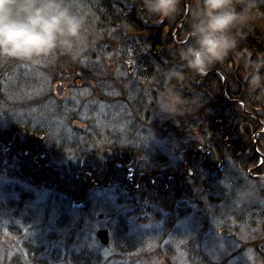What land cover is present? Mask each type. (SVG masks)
I'll list each match as a JSON object with an SVG mask.
<instances>
[{
	"label": "trees",
	"instance_id": "1",
	"mask_svg": "<svg viewBox=\"0 0 264 264\" xmlns=\"http://www.w3.org/2000/svg\"><path fill=\"white\" fill-rule=\"evenodd\" d=\"M189 1L192 9L195 0ZM74 3L79 6L77 10L86 16L84 28H92L100 36V40L97 38L93 42L91 38L86 51L75 60L59 52L28 64L0 60V100L6 101L4 100L6 94H14L22 79L26 81L25 88L35 90L36 76L44 74L47 83L44 84L43 98L59 102L53 97L54 92L52 94L46 88L48 77L51 82L60 73L58 79L71 84L73 89L93 93V96L96 91L99 102L104 105L114 103L115 110L126 111L131 126L137 128L140 137L122 138L117 132H112L113 136L111 131L106 130V137L101 139L98 135L96 138L91 132V124L87 121L79 120L86 126L85 130L71 126L70 121L74 120L72 117L74 115H69L67 119L73 134L79 138L87 137V140L79 142L57 140L52 132L32 125L26 116L15 117L0 125V178H3L0 180V208H2L0 213L8 211L9 214L14 215L15 220L16 215L22 214L24 210H31L29 203L20 195L18 201L10 203L12 197L14 200L17 198L9 193L23 188L29 189L26 193L30 197L33 196L31 193L34 190L45 191L57 204L59 218L55 222L54 234L46 236L45 239L47 244L49 241L51 245H55V250L53 253L46 252L49 256H46L47 260L42 264H61V262L64 264L66 259L63 260V255H73L74 252L80 255L83 248H89V242L83 238L92 239L95 235L97 214L104 216L103 227L108 231L116 230L117 233L119 226L111 221L113 209L122 213L125 206L124 197L132 195V197H141L143 201L145 198H151L154 192L159 195L167 183L171 185L169 191L178 189V183L182 184L183 179H167L169 175L177 177L193 173L191 186L196 185L201 195H194L190 200L181 202L190 205L194 210L202 211V208H205L204 201L216 203L214 202L216 197L212 201L215 190L207 184L208 179L198 180L202 178H198L197 175L212 174V168L222 161L223 179L237 177L239 180L242 179L238 180L234 189L244 187L247 190L250 187L258 203H264V179H252L246 174V171L254 167L259 160L246 138L261 127L257 121L246 115V112L254 113L264 124V89L250 92L246 81L240 92V104L224 102L223 99V92L239 93L240 85L236 83V79L239 80L242 73L244 74L242 68L235 72L228 66L229 62L231 63L237 53L243 49H247L253 57L262 54L263 36L257 38L246 34L235 52L226 57L222 63L212 67L224 73L225 84L214 73L197 80L195 74L188 70L184 71L182 79L168 81L161 73L180 62L175 52L183 46L179 42L186 39L189 27L191 9L184 20V0H181V11L175 19L163 21H146L142 0H74ZM253 9L264 17V4L257 3L252 7L251 12ZM44 63L47 65L43 66ZM113 67L120 68V70L115 68L117 83L114 80L113 83L110 82L107 77V69ZM28 68L31 71L34 69L33 76L30 73L27 77ZM190 76L194 79V84ZM92 81L97 85V89L90 87L89 82ZM106 83L111 89L106 87ZM114 83L119 89L112 87ZM166 88L177 90L186 101L183 111L173 119L158 115V98ZM203 88H207L211 98L203 92ZM109 90L116 94L109 97L108 93H111ZM259 93L263 97L256 99L254 95ZM131 94L134 96L131 97ZM194 95L201 96L203 102L194 104L192 102ZM94 100L90 99L91 102ZM90 107L94 111L93 103ZM1 116L5 115L1 114ZM149 131L157 136L158 143L165 142L167 147L172 145L171 156L175 158L176 166L173 163L170 165L165 160L168 156L155 149L156 143L140 142ZM170 136L185 143L183 151L174 146ZM11 142L12 146H7V143ZM242 143L249 146L246 149L248 152L242 149ZM195 145H202L203 149L209 152L207 157L202 154L201 163V159H197L201 156H192L188 159ZM259 149L264 152L262 146ZM182 161L184 163L181 164ZM118 163L123 164L118 166ZM128 165L135 167L134 184L129 183L125 178V167ZM141 171H145L146 174L140 175ZM253 174L264 175V164ZM152 181L156 184L151 185ZM4 185L6 186L3 188ZM223 190L226 189L220 187L217 193L222 196L225 194ZM96 191L105 193L100 197ZM107 192L110 193L109 196H106ZM83 195H85L84 200ZM152 198L149 210L161 201L159 197L157 201L156 198ZM64 213H67V217ZM263 214L256 216V220H259ZM8 229L0 228V232ZM16 232L15 236L18 237L11 236L4 241H20L19 230ZM1 238L0 235V241ZM82 239V242L79 241ZM65 241H69V249L68 244H64ZM80 245L79 249L75 248ZM32 248L34 246H31ZM33 254L36 260L39 254L35 251ZM72 257L75 259L74 256ZM8 261L5 256L2 264H9ZM11 261L13 262L10 264H16L18 256L12 257ZM22 261L24 264V260ZM137 264L140 262L137 261Z\"/></svg>",
	"mask_w": 264,
	"mask_h": 264
},
{
	"label": "rangeland",
	"instance_id": "2",
	"mask_svg": "<svg viewBox=\"0 0 264 264\" xmlns=\"http://www.w3.org/2000/svg\"><path fill=\"white\" fill-rule=\"evenodd\" d=\"M257 3L264 4V0H254L253 6H255ZM187 17L188 15L186 14V18ZM186 18L184 17V20ZM84 33L88 37L89 42L91 38H93V42L97 38L98 40H100V36L97 35L92 28H84ZM247 35L254 37L257 36V38H260L259 36L262 35V40L264 41V17L255 9L252 10L250 15V24L247 30ZM185 40H187V36ZM259 55H264V52L262 54L260 53ZM242 57H244L243 54ZM234 63H237V61H234ZM46 65L47 63L43 64V66ZM231 66L235 67L236 64H233ZM240 66L242 68V65ZM48 69L49 71H51L50 68ZM30 73L31 76H33L34 69L32 71L30 68L27 69V77H29ZM116 73L117 72L115 70V67L111 68L110 70L107 69V77L108 79H110V82L113 83V80L115 81V83L118 82L116 81ZM59 76L60 73H58L56 77L54 76L55 78H53L51 82L49 81L48 77V84L46 88L48 92H51L53 94L54 85L59 84L58 82L61 81L60 79H58ZM243 76L244 74L242 73V77ZM45 83H47V79L45 78L44 74H39L38 76H36V83L34 86L35 90H28L27 88H25L26 81L23 79L20 80L19 87L16 88L14 94H6V99H4L6 101L0 100V125L6 123L5 121L7 120L11 121L15 117L23 118L26 116L32 125H36L48 130L49 132H53L57 140L75 142L87 140V137L79 138L77 135L73 134L67 119L69 115H74L72 116L74 120L70 121L71 126L82 128L81 126L82 124H84L83 122L87 121L89 122V124H91L90 126L92 128L96 129V131L94 132V137L96 138L98 135L95 134L97 133L99 134L98 138L102 139L106 137V130L111 131L110 133L113 136L114 134L112 132H117L122 138H126L128 136H136L134 133L135 128L134 126H131L128 120L129 115L127 114V112L124 110H115L114 103H105L104 105L102 102H99L97 100L98 98L96 97L98 96V93H96V91L94 92V96L91 95V97L95 99L93 111L90 107V99L92 98H90L89 94H86L85 92L79 91L77 89H73L71 84V88L67 87L66 92L63 89L62 96L58 97L53 94V97L55 99H58L59 102L53 99H44L43 93L45 89ZM115 83L112 87H117L119 89V87L116 86L117 84ZM106 87L111 89V87H109L107 83ZM106 91L108 92V90ZM110 92L111 93H108L109 97H113L116 94L114 91ZM133 96L134 95L131 94V97ZM241 109L244 110V108ZM98 111L105 114V116L103 115V119L99 122V124L95 121V119H97L98 117ZM1 114H4L5 116H1ZM100 117L102 118L101 115ZM79 120L83 122H79ZM140 142L143 144H158V138L157 136H154L151 131H149L148 134H145L143 136ZM1 179L3 178H0V180ZM6 185H4L3 188ZM249 188L250 187H248L247 190L244 187H241L237 190L231 188V193L228 195L223 194L221 201L218 204L210 203L208 200L204 201L203 203L205 204V210L208 211V214H203V217L206 221V224L209 219L212 228H209L205 234H202V237L205 240L206 237L209 240L202 241V243L207 250V254H210L212 262L215 264H229V262L236 261L238 264H264V214L260 216L259 220H256V216L258 217L260 213H264V203H258V199L255 198L254 192ZM27 190L29 189L23 188L20 191H13L15 193L10 192V195L13 194V196L17 198L16 200H14V197H12L10 199V203L18 201L20 192H26ZM96 192V194L100 197H102V193H105L103 191ZM31 194L33 195L32 197L28 196L24 198V201L29 203L28 205L31 207V210L23 214L16 215L15 222L21 229V233L19 234V237H21L20 241L26 240L30 243V245L33 244L34 246H36L41 245V243L45 242L42 240L44 239L47 231H51L52 229L55 230L54 226L56 219L59 218V214L57 213V204L55 203V201H52V197H48V193L42 190H34ZM109 194L110 193L107 192L106 196H109ZM215 197L217 196L215 195L212 201ZM126 198H132V195L126 196ZM171 199H173V196H168V194L162 196L161 201H159L155 206L151 208L152 213H154L155 210L157 213H159L164 207L168 208L167 202ZM6 212L9 213L8 211ZM6 212L0 213V220L4 219L3 222L5 225H15L14 215L11 213L7 214ZM235 214L237 215L235 216ZM103 221L104 218H102L100 221H98V223L95 224V227L97 226V230L99 228H103ZM223 221H230L232 223L228 222L227 224L222 225ZM73 222L77 223L76 221ZM191 225L196 226V222H194L192 218L190 219V222H188V227ZM224 227L229 228L232 231L231 236H227V238L225 239L219 236L220 230ZM261 227H263V229H260ZM138 229L141 231H149L147 230V228L141 225L140 227H138ZM5 234H7L9 238H11V236H15L16 233H12L9 231L0 232L1 236H4ZM95 235L93 236L94 240H92L93 238H88L90 240H87V238H83L87 242H89V247H93L95 245L97 246L100 243V241L96 240ZM142 235L143 234L141 232H138L135 237L139 239L142 237ZM16 237L18 236H15V238ZM26 241L24 242L26 245H28ZM79 241L82 242L83 240ZM59 242L62 243V241ZM65 243L68 244L69 249V241H65L64 244ZM153 245L154 243H148L146 244V246H144V248L142 249L143 256L142 260H140V264H158L159 260H154V258H152ZM47 246H49L48 249ZM54 247L55 245H51V243L47 244L44 249L40 251L42 253L37 256L38 258L36 260H34L33 254L29 256L30 258H26V255L22 256L17 254V252V255L15 254V256H19L16 264H23V259L24 264H33V262L34 264H42L47 260L46 256H49V254H47L46 252L53 253V251L55 250ZM80 247L81 245L76 246L75 248L79 249ZM9 248H12L14 250H23L22 242L7 247L6 249L8 250L5 255L2 254V251L5 249L0 248V259L3 256H6L7 259H9L8 263L10 264L11 262H13L11 261L13 252L9 251ZM67 256L68 255L64 256L63 260L67 259ZM129 256H127L126 258H128ZM179 259L182 261L184 260L183 256H181ZM61 264H63V262H61Z\"/></svg>",
	"mask_w": 264,
	"mask_h": 264
},
{
	"label": "clouds",
	"instance_id": "3",
	"mask_svg": "<svg viewBox=\"0 0 264 264\" xmlns=\"http://www.w3.org/2000/svg\"><path fill=\"white\" fill-rule=\"evenodd\" d=\"M254 0H195L187 42L175 55L178 64L163 70L168 81L180 80L185 70L205 75L235 52L246 36ZM146 21L173 20L181 0H142ZM74 0H0V60L35 63L59 52L75 60L89 46L86 16ZM250 92L264 89V55L242 60ZM158 115L173 119L185 106L175 89L158 98Z\"/></svg>",
	"mask_w": 264,
	"mask_h": 264
},
{
	"label": "bare ground",
	"instance_id": "4",
	"mask_svg": "<svg viewBox=\"0 0 264 264\" xmlns=\"http://www.w3.org/2000/svg\"><path fill=\"white\" fill-rule=\"evenodd\" d=\"M184 1H185V13L187 12V15H188L191 9L190 1L189 0H184ZM178 27H179V24L177 28ZM183 41L179 42L181 46L187 42V40H185L184 42ZM244 50L249 52L247 49H244ZM234 61H237V58L236 60L235 59L232 60L231 63L229 62L228 66L235 70V67L239 65L237 69H240L241 68L240 63L238 61L237 63H234ZM233 64H236V66L232 67L231 65ZM115 68L120 70V68L118 67H115ZM212 73L218 75L219 79H221L224 83L226 82L224 73L218 68L210 69L205 75L201 76V75L195 74V76L197 80H201ZM189 78L193 83L194 79L192 78V76H190ZM239 81L240 83H238ZM58 83L59 84L57 85H59L60 88H64L65 91L67 87H70V84H68L65 81L61 80ZM236 83L240 85L239 93L237 92L238 94H232V93L228 94L226 92H223L224 102H228V103H239L240 102V92H242L241 90L242 86L244 87V85H246V80L244 76L239 77V80L236 81ZM57 85H54V88ZM89 85L90 87L94 89L98 88L97 85L93 81L89 82ZM202 90L208 97L211 98V94L209 93L207 88H203ZM53 92L58 97L62 96V94L57 95L55 91ZM85 93L89 94V96L92 95V93H88L86 91ZM254 97L256 99H261L263 95L259 93V94H255ZM192 102L198 105L199 103L201 104L203 100L201 96L194 95L192 97ZM92 103L94 105V101H92L91 104ZM100 115L102 116V118L100 117ZM103 115L105 116V114L100 113L98 111V117L97 119H95L96 123L98 122L99 124V122L103 119ZM246 115L253 118L261 126L259 130H256L250 133L248 137L246 138L247 141H250L249 144H250V147L252 148V151L259 158L258 163L254 167L249 168L246 171V174L248 177L252 179H264V175L262 174H257V175L253 174V172L258 170L264 164V152L259 149L260 146L264 148V137H262L264 136V124L256 117L254 113L246 112ZM81 127H82V130L86 129V126L84 125H82ZM136 130L137 128L134 129L135 135L137 137H140L138 135L139 132H137ZM95 131L96 129L91 127V132L93 133V135ZM52 135L55 136L53 132H52ZM95 135H99V134L97 133ZM170 139L172 143L174 144V146L177 147L178 149L182 150V148L185 147V143H183L182 141L178 139H175L174 136H170ZM213 139L215 140L216 138H213ZM226 139L228 138L226 137ZM161 143L162 144L158 143L155 149H158L160 152L168 156L165 160L170 165L173 163L176 166L177 162H175L176 161L175 158L171 156L172 155V150H171L172 145L170 147H167V144H165V142H161ZM12 144H13L12 142L7 143V146L11 147ZM227 147L230 148L231 146H227ZM248 147L249 146H245V143H242V149L245 150V152H248L246 150ZM107 151H108V148H107ZM236 153L239 154L240 152H236ZM202 154H204L205 157L209 156L208 150H204L202 145H195L192 152L188 155L189 156L188 159H190V157L192 156H196V157L201 156L200 158H197V159H201L200 161L201 163L203 162ZM182 163L184 162L182 161L181 164ZM122 164L118 163V166ZM212 169H213L211 170L213 172L212 174H209V175L200 174V175H197V177L202 178V179H198L202 181H205V179H208L207 184L211 185L214 188L215 195L217 196L215 202L218 204L222 198V196H220V194L217 193L218 189L220 187H224L226 190H223V192L228 195L231 193L230 188H234L238 184L239 179L238 177L236 179H223L222 173L224 172V164L222 161L219 162L218 165ZM125 171H126L125 178L127 179V181L131 184H134L135 167L132 165H128L127 167H125ZM139 174L143 175L146 173L145 171H141L139 172ZM192 174L193 173L191 172L188 175L184 174V175H179L177 177H173L172 175H169L167 179L181 178L183 179L182 181H184L182 182V184L177 182L178 189H175L173 191H169L170 189L169 187L171 185L167 183L166 187L163 189L162 192H159L156 189L159 192V195L157 194V192H154L152 193L151 198H145L143 201H141V197L133 196L132 198H129V199L124 197L125 206L123 208L122 213H118L117 211H115V209H113V213L111 215V221L114 224L119 226V228L117 229V233H116V230L108 231L105 227L99 228L95 232L96 240L99 241L97 238V233L102 232L104 233L103 234L104 241L99 243L97 246L95 245L93 247L83 248L82 253L80 255H78L77 252H74L73 255L67 254L68 256L64 264H134V263L137 264V261L140 262L139 260H142V256H143L142 249L148 243H154L153 251H152L153 253L152 258H154V260L158 259L159 260L158 264H207V262L209 264H214L212 262V258L210 257V254L209 253L207 254V250L205 249L202 243V241H209L207 237L205 240L202 237V234H205L209 228H212V225L210 224L209 219L206 224V221L203 217V214H208V211L207 210L197 211V210H194L190 205L188 204L186 205L183 202H181L182 200L184 201L190 200V198L194 195H198V196L201 195V191L197 188L196 185L194 187L191 186L192 185V180H191ZM42 176L47 178L45 175H42ZM154 184L156 183L152 181L151 185H154ZM167 194L168 196H173V199L167 202L168 208L164 207L159 213H157L156 211L152 213V211L148 209V207L151 204V201L153 200L152 197L156 198L155 201H157L158 197L159 199H162V196L167 195ZM84 197L85 195H83L82 197L83 200H84ZM1 210L2 208L0 209V211ZM26 211L27 210H24L23 213H25ZM3 212H6V211H3ZM236 215L237 214H235V216ZM156 216H159V218H156ZM103 217L104 216L102 214L96 215V218L98 219V221H100ZM191 218L194 222H196V226L191 225L188 227V222H190ZM228 222L232 223L230 221H223L222 225L227 224ZM14 223L15 225H5L3 220L1 219L0 228L2 229L9 228L8 231L12 233H17L16 231L19 230V233H21V229L18 227V224L15 222V220H14ZM140 225L147 228V230L149 231L139 230L138 227H140ZM138 232H141L143 234L142 237L139 239L135 237ZM230 232L232 233V231L229 228L224 227L220 230L219 236L225 239L227 238V236H231ZM53 234H54L53 229L51 231H47L46 235L44 236V239L42 240L45 242L44 243L40 242L41 245H46L47 244V241L45 240L46 236H53ZM6 238H9L7 234L2 236L1 241H4ZM114 238H118V239L115 240ZM87 240H90V239H87ZM121 240L126 241L128 244L132 243L133 241H138L136 251L134 250V246H132L133 248L131 252L128 254V256L129 255L130 256L126 259L123 258L121 250H129V246H124L122 244L115 243V241H121ZM235 241H238V240H235ZM48 243L50 242L48 241ZM28 250L30 249H26V251ZM33 252H34L33 249H31L29 254H32ZM64 256L66 255H63L62 257ZM72 256H74L75 259H73ZM181 256H183L184 258L183 261L179 259ZM229 264H238V263L236 261V262H229Z\"/></svg>",
	"mask_w": 264,
	"mask_h": 264
},
{
	"label": "flooded vegetation",
	"instance_id": "5",
	"mask_svg": "<svg viewBox=\"0 0 264 264\" xmlns=\"http://www.w3.org/2000/svg\"><path fill=\"white\" fill-rule=\"evenodd\" d=\"M242 54H243V56L244 57H242ZM251 54H250V52H247V51H245L244 49H243V51H240V52H238L237 53V55H236V58H237V61L239 62V63H241L240 65H242V69H244V64L242 63V60L244 59V58H246V57H248V56H250ZM238 66L239 65H237L236 67H235V72L237 71V68H238ZM236 81H238V79H236ZM222 83H223V81H222ZM239 83V82H238ZM223 84H225V83H223ZM222 84V87H224V85ZM243 105V104H242ZM243 107H244V105H243ZM27 197V196H26ZM203 210H205V208L203 207V209H202V211ZM64 215L67 217V213H64ZM230 234H232L231 232H230ZM20 242H22V247H23V250H19V249H17V250H14V249H12V248H9V251H12L13 253H12V257H14L15 256V254L17 253V254H19V255H22V256H24V255H26V258H28L29 256H31L32 254H29V252H30V250H31V246H34L33 244H31L30 245V243L28 242V241H26V243L28 244V245H26L25 244V242L24 241H10V242H6V241H0V248H2V249H5V250H3L2 251V254L3 255H5L6 253H7V250L8 249H6L7 247H10V246H12V245H14V244H16V243H20ZM74 242H78V241H74ZM115 243L117 244V243H119V244H122V245H124V246H129V250H121L122 251V256H123V258L124 259H126V257L128 256V254L131 252V250H132V246H134V250L136 251V248H137V243H138V241H133L132 243H130V244H128L126 241H115ZM26 249H30V250H28V251H26ZM33 249V251H35V253H37V254H41L42 252H40L42 249H44L41 245H36V246H34V248H32ZM16 254V255H17ZM18 255V256H19ZM34 255V254H33ZM5 258V256H3L1 259H0V264L2 263V261H3V259ZM30 258V257H29ZM12 259V258H11ZM24 260V259H23Z\"/></svg>",
	"mask_w": 264,
	"mask_h": 264
},
{
	"label": "water",
	"instance_id": "6",
	"mask_svg": "<svg viewBox=\"0 0 264 264\" xmlns=\"http://www.w3.org/2000/svg\"><path fill=\"white\" fill-rule=\"evenodd\" d=\"M186 14H187V12L185 13V16L184 17H186ZM53 90L55 91V93L57 95H60V94H62L63 88H60V86L57 85ZM103 234L104 233H102V232H98L97 233V238L100 241V243L104 241V235Z\"/></svg>",
	"mask_w": 264,
	"mask_h": 264
}]
</instances>
